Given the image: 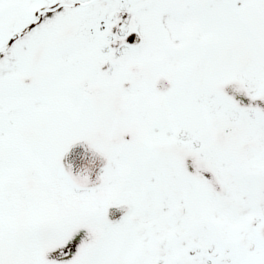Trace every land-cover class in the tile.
Returning a JSON list of instances; mask_svg holds the SVG:
<instances>
[{
    "label": "snow or ice",
    "instance_id": "1",
    "mask_svg": "<svg viewBox=\"0 0 264 264\" xmlns=\"http://www.w3.org/2000/svg\"><path fill=\"white\" fill-rule=\"evenodd\" d=\"M0 264H264V0H0Z\"/></svg>",
    "mask_w": 264,
    "mask_h": 264
}]
</instances>
